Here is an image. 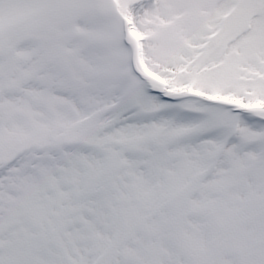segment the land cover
I'll return each mask as SVG.
<instances>
[{"label": "snow or ice", "instance_id": "snow-or-ice-1", "mask_svg": "<svg viewBox=\"0 0 264 264\" xmlns=\"http://www.w3.org/2000/svg\"><path fill=\"white\" fill-rule=\"evenodd\" d=\"M0 264H264V0H0Z\"/></svg>", "mask_w": 264, "mask_h": 264}]
</instances>
